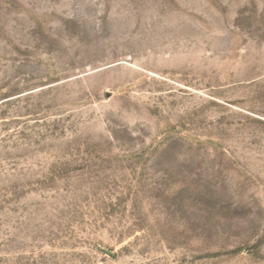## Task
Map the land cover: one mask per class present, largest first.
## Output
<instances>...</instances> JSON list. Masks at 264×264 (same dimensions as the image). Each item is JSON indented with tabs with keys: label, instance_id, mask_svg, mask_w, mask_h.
I'll use <instances>...</instances> for the list:
<instances>
[{
	"label": "rangeland",
	"instance_id": "1",
	"mask_svg": "<svg viewBox=\"0 0 264 264\" xmlns=\"http://www.w3.org/2000/svg\"><path fill=\"white\" fill-rule=\"evenodd\" d=\"M0 264H264V0H0Z\"/></svg>",
	"mask_w": 264,
	"mask_h": 264
}]
</instances>
